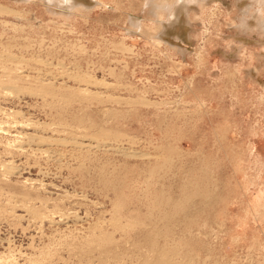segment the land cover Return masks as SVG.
<instances>
[{
	"label": "rangeland",
	"instance_id": "374dc122",
	"mask_svg": "<svg viewBox=\"0 0 264 264\" xmlns=\"http://www.w3.org/2000/svg\"><path fill=\"white\" fill-rule=\"evenodd\" d=\"M202 2L160 28L143 0H0V254L264 264V36Z\"/></svg>",
	"mask_w": 264,
	"mask_h": 264
},
{
	"label": "clouds",
	"instance_id": "9594fccd",
	"mask_svg": "<svg viewBox=\"0 0 264 264\" xmlns=\"http://www.w3.org/2000/svg\"><path fill=\"white\" fill-rule=\"evenodd\" d=\"M186 3L187 5L199 4L200 7H205L202 0H143L142 11L147 13L152 22L159 25L161 28V22H170L175 18V9L181 3ZM46 8L53 15H65L69 18L78 15V10L82 6L74 5V0H43ZM97 6L101 5V0H96ZM115 10L113 5H107L105 10ZM66 13V14H65ZM255 19L256 26L249 28L248 21ZM235 24L227 22L230 25L237 26L241 30H247L250 32H258L264 36V0H249V3L241 11L236 19ZM133 24H138L141 28L139 34H147L153 42L159 40L157 38V31H152L149 28L144 27V22L142 20H134L132 17L129 20V29H126L127 33L131 35L136 33L135 28L132 27ZM258 100L264 102V91L258 94Z\"/></svg>",
	"mask_w": 264,
	"mask_h": 264
},
{
	"label": "bare ground",
	"instance_id": "6f19581e",
	"mask_svg": "<svg viewBox=\"0 0 264 264\" xmlns=\"http://www.w3.org/2000/svg\"><path fill=\"white\" fill-rule=\"evenodd\" d=\"M26 82H27V81H26ZM49 84H50V83H49ZM83 92H85V91H83ZM14 114H15V113H14ZM10 116H11V115H10ZM15 118H16V117H15ZM15 118H14V120H13L12 122H11V121H10V122H11V123H14V124H21V123L23 122L22 125H21V126H23V127H29V126H32V125H33V126L36 125V124L33 123V122H28V120H27V121H26V120H24V121H20V120H17V119H15ZM1 124H2V122H1ZM1 124H0V131H5V128L2 126L3 124H2V125H1ZM24 124H26V125H24ZM8 126H9V125H8ZM37 126H39V125H37ZM35 128H36V127H35ZM38 128H39V127H38ZM33 138H34V137H33ZM42 138H44V139H43L44 141L47 140V139L49 140V138H47V139H46L45 137H42ZM42 138H40V139H42ZM20 139H22V136H17L16 139H15V141L17 140V142L19 143L18 149L21 151V150L23 149V145H20V141H21ZM27 139H28V138H27ZM30 139H31V138H30ZM25 140H26V139H25ZM33 140H34V139H33ZM50 140H51V139H50ZM50 140H49V141H50ZM41 141H42V140H41ZM44 141H42V142H44ZM79 143H80V142H79ZM15 148H16V147H15ZM40 148H41V147H39V149H40ZM37 149H38V148H37ZM37 149H35V150H37ZM49 149H50V148H49ZM46 150H47V149H46ZM46 150H38V152H40V153H42V152L45 153V152H48V151H49V150H47V151H46ZM50 150H51V149H50ZM24 151H25V150H24ZM32 151H33V150H32ZM44 151H45V152H44ZM35 152H37V151H35ZM49 152H50V151H49ZM43 153H42V154H43ZM46 154L48 155V153H45V155H46ZM49 154H50V153H49ZM47 155H46V156H47ZM56 159H57V158H56ZM5 164H6V163H5ZM7 164H9V163H7ZM9 165H10V164H9ZM6 167H7L9 170L14 169V168H12V166H6ZM23 204H24V203H23ZM23 204H22V205H23ZM22 205H20V206H22ZM14 206H16V205H14ZM23 206H24V207L26 206V208H29L26 204L23 205ZM63 223H64V222H63ZM117 227H118V226H117ZM42 255H43V254H42ZM42 255H41V257L37 258L36 260H34L33 258H32V259L30 258V262L35 261V262H34L35 264H43V263L46 261V260H45L46 257H42ZM4 256H5L7 259H6V258L3 259ZM9 257H11V258H9ZM1 261H3V262L5 261L7 264H19V262H17L15 259H13L12 256H6V255H2V254H0V262H1ZM32 264H33V263H32Z\"/></svg>",
	"mask_w": 264,
	"mask_h": 264
}]
</instances>
